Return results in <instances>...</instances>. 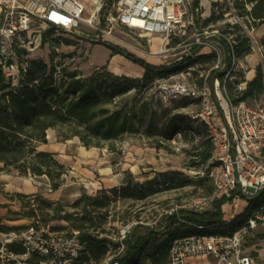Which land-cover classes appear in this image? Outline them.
Returning <instances> with one entry per match:
<instances>
[{
	"label": "trees",
	"instance_id": "1",
	"mask_svg": "<svg viewBox=\"0 0 264 264\" xmlns=\"http://www.w3.org/2000/svg\"><path fill=\"white\" fill-rule=\"evenodd\" d=\"M112 2L113 0H107ZM236 10L246 13L248 22L254 26L264 25V0H233ZM199 0H195L192 13L199 10ZM247 7L250 8L247 11ZM224 19V14L212 13L205 23ZM198 22V21H197ZM230 27V26H229ZM55 31L54 29H48ZM47 33L43 43L47 41ZM220 42L224 60L231 66V53L239 59L251 54L252 47L247 36L234 37L231 45L223 32L213 36ZM55 41V40H54ZM57 44L60 43L56 39ZM67 45L73 42L66 40ZM55 43H53L54 46ZM111 57L121 55L144 69L142 78L118 76L106 67L85 76L79 71L71 72L66 68L59 70L54 61L49 63L41 59L26 61L27 69L21 72L17 81L8 79L0 67V164L2 170L15 171L20 177H38L49 180L51 190H59L66 182L69 169L61 164L56 154L39 151L41 145L48 144V132H57L60 142L77 138L87 149L108 148L113 151V144L126 137L145 135L149 138L162 136L171 139L190 130L197 120L190 116L175 114L167 109L156 95L147 97L153 83L176 72L189 68L202 61H215L217 55H198L203 46L192 44L191 55L183 57L171 66H155L138 58L125 49L104 44ZM198 55V56H197ZM19 59L24 62L22 54ZM61 73V76H59ZM225 71L212 70L207 82L213 86L216 78L229 89L233 103L258 100L264 96V70L258 66L256 76L247 83L244 92L236 94L234 81L225 83ZM204 79L201 80L200 86ZM135 92L133 98L129 97ZM167 119L165 130L160 131L159 111ZM206 129L205 125L201 123ZM207 131V130H206ZM202 152L193 155L200 164H206L212 157L213 145L208 138L202 143ZM213 167V165H211ZM177 175V174H176ZM159 174L145 183L127 182L110 190H100L96 195L83 192L73 204L51 201L41 195H23L5 193L12 201H19L24 216L39 220L51 232L69 229L78 233L83 246L80 257L73 264H168L170 249L174 240L201 234L211 229L220 232L234 231L246 223L250 215L264 208V193L249 201V206L230 223L223 219L222 206L227 200H216L212 209L204 213L179 210L172 215L163 216L157 227H145L140 221L126 238L120 242L113 239L115 224L124 225L132 221L127 211H117L118 204L124 205L146 202L159 192V179L169 183V188H184L193 185V181L182 179L174 184V177ZM208 179H202L199 185H205ZM206 196L214 192V185L204 187ZM71 209H67V208ZM264 216V209L262 212ZM65 222L66 227L54 226L53 223ZM120 225V226H121ZM203 227L205 229H199ZM26 227H4V231L22 230ZM9 251L24 254L21 245H11ZM42 258L34 256L31 264H40ZM0 261H2L0 259ZM5 262V261H2ZM13 264L11 262H6Z\"/></svg>",
	"mask_w": 264,
	"mask_h": 264
},
{
	"label": "built area",
	"instance_id": "2",
	"mask_svg": "<svg viewBox=\"0 0 264 264\" xmlns=\"http://www.w3.org/2000/svg\"><path fill=\"white\" fill-rule=\"evenodd\" d=\"M226 1L231 11H236L234 3ZM192 7L191 0H99L91 15L84 18L82 0H0V67L8 79L17 81L27 69L29 54L39 48L38 30L47 29L63 31L74 39L90 38L91 33L82 30L85 26L99 41L113 37L115 26L121 25L147 37L161 35L160 51H164L174 39L187 36L188 26L192 24L189 19ZM227 39L231 45L235 43ZM194 43L203 46L198 55L212 48L199 40ZM213 52L218 53L216 49ZM19 53L24 62L20 61ZM230 56V67L223 56L209 73L225 71V83L234 81L235 92L241 95L249 80L232 75L240 59L234 52ZM209 73L201 86L157 81L156 96L166 106L179 98L194 101L198 110L192 118L205 125L213 145L209 160L213 170L209 176L214 179V192L195 200L193 207L203 213L212 209L214 201L225 199L235 212H244L251 199L264 193V107L233 103L220 79L216 78L213 86L208 84ZM263 209L254 211L234 231L211 229L174 240L168 264H191V258L205 256L214 257L217 264H258L247 251L246 242L252 231L264 224ZM135 224L121 225L117 240L122 242ZM77 236L76 232L72 236L51 232L39 220L22 230L0 229V259L13 264H31L37 256L44 259L40 264H73L83 249ZM11 245L23 246L25 253L9 251Z\"/></svg>",
	"mask_w": 264,
	"mask_h": 264
},
{
	"label": "rangeland",
	"instance_id": "3",
	"mask_svg": "<svg viewBox=\"0 0 264 264\" xmlns=\"http://www.w3.org/2000/svg\"><path fill=\"white\" fill-rule=\"evenodd\" d=\"M98 1L82 0L84 18H88L91 15ZM191 1L193 6L195 0ZM230 1L233 2V0ZM199 3V10L195 13H192V11L189 13V19L192 24L188 26L187 36L183 39H174L170 47H167L164 51H160L162 36L159 34H152L147 37L139 32L125 29L121 25H116L113 37L97 41L92 37L93 31L83 26L82 30L91 33L90 38L74 39L72 35L63 31L38 30L41 33V36L39 32L36 34V38L40 43L39 48L30 53L29 56L30 59H41L47 63L53 60L55 65L61 64L58 67L59 70L66 68L71 72L79 71L83 75L89 76L96 70L104 69L103 67H106L109 72L114 67L113 62L116 60H113L111 55V59L105 61L106 53L103 49L107 47L104 44L125 49L155 66H171L187 56L192 44L199 40L212 47L204 50L203 55H209L216 49L220 56L217 53L215 61L198 62L189 68L176 71L160 79L168 80L169 82L181 81L199 86L201 80L205 79L209 71L224 56L220 42L215 40L213 36H218L225 32L226 36L231 40L234 37L242 36H247L251 40V54L239 60L232 75L238 79L246 78L249 81L254 79L258 66L262 65L264 70V25L252 26L247 21L249 18L246 13H240L238 10L231 11L226 0H199ZM213 12L217 14L223 13L224 19L205 23L211 18ZM46 33L48 34V42L44 44L43 38ZM56 39L60 41L59 44L55 42ZM66 40L73 42V44L67 45ZM53 43H55L54 46ZM116 64L122 76H125V73H135L143 69L125 57L124 60H117ZM59 76H61V73H59ZM157 81L153 83L147 97L157 94ZM228 92L230 93L229 89ZM134 96L135 92L132 91L129 97L133 98ZM155 97L157 99V96ZM246 104L251 107H264V96L258 100H248ZM163 109L170 111L171 115L182 114L192 118L197 113L198 107L192 100L179 98L170 105H164ZM166 121L167 119H165L162 110H160V131L165 130ZM47 139L48 144L42 145L40 150L57 153L59 161L71 168V172L66 177V185L68 187L62 195V202L65 204H73L78 198L72 194L80 190L87 192L89 195H96L100 190H110L127 182L145 183L160 173L171 175L167 177V182L170 181L169 178L174 177V184L182 179L193 181L191 186L169 188L170 184L164 183V179L160 178L159 192L146 202L118 204L117 211H127L132 219L131 222L136 223L135 226L140 221L145 227L155 228L157 223H162L163 216L172 215L181 209L200 213L193 207V203L199 198L206 197V189L204 187L214 185V179L209 176L213 170L209 161L206 164H200V160H196L198 158L193 156L202 152L204 148L202 143L208 139L207 131L201 122L194 123L190 130L183 131L182 135H174L171 139H165L162 136L149 138L145 135L126 137L122 141L113 144V151L108 148L87 149L77 138L60 142L57 132L54 130L48 132ZM2 168L3 164H0V184H3V186L0 185V190L5 189V191L13 192L19 190L28 193L24 187L32 184L39 187L42 192L52 195V193L47 191V178L29 176L26 181L19 179L17 172L3 171ZM206 178L208 181L205 182V185H199L201 183L199 181ZM9 200L4 193L0 195V204L8 207L2 208L4 207L2 206L0 210H5L4 213L9 211L4 217L12 216L10 220H16V215L11 211H15L17 207L11 205ZM67 209L71 208L68 207ZM52 225L67 226L65 222H56ZM120 225L118 223L115 224L116 229L112 234L115 242H118L117 236ZM262 229L258 226L254 231L259 232ZM55 233L64 236L73 235L69 229ZM252 240L253 238H249L248 242L250 243ZM109 261L110 259L105 264ZM0 264L9 263L0 261Z\"/></svg>",
	"mask_w": 264,
	"mask_h": 264
},
{
	"label": "crops",
	"instance_id": "4",
	"mask_svg": "<svg viewBox=\"0 0 264 264\" xmlns=\"http://www.w3.org/2000/svg\"><path fill=\"white\" fill-rule=\"evenodd\" d=\"M103 50L106 53L105 61H107L108 59H111L110 58L111 51L108 50L107 48H104ZM112 59L113 60H124V57H122L121 55H116V56H113ZM140 70L141 71L134 73V74H137V76L134 77V78H141L143 76L144 70L143 69H140ZM111 72H113L115 75L122 76L121 72L117 73L113 69H112ZM125 76H129L128 73H125ZM45 145H47V144H45ZM41 146H39L38 150L39 151H44V150H40ZM45 152H50V153L56 154V158L59 161L57 153L52 152V151H45ZM60 163L63 164L64 166H66L64 163H62V162H60ZM66 167L70 170L69 171V173H70L71 172V168L68 167V166H66ZM3 171H5V170H3ZM18 177H19V179H24V180L27 181V179L25 177H20V176H18ZM26 181H25V184H26ZM0 185L3 186V184H0ZM122 185H124V184H120V186H122ZM46 186L48 188L47 191L49 193H52V195H49V194H47L45 192H42V190L39 187H36V186H34L32 184L31 185H27V186L24 187L25 190L28 193H24L23 191H19V190L13 192V191H5V189H3V191L5 193H10V194L41 195L45 199H48V200H51V201H55V202H57V201H61L62 202V195H63L65 189L68 187L66 185V182L57 191H52L51 190V186H50L49 180H48ZM113 188H116V187H113ZM82 193H83V190H80L79 192H75L72 195L76 196V198H79ZM9 201H10L11 205H15L17 207V209L15 211H11V212H13L16 215L17 219L16 220H10V218L12 216H9L7 218L4 217L9 211L4 213L5 210H0V225L1 226H4V227H24V226H28V225H31V224L34 223V219L33 218H29V217H26L23 214H21L22 213V206H21L20 202H17V200H15V201L9 200ZM2 206H4V207H2ZM0 207L8 208V207H6V205H1V204H0ZM232 210H233V208L231 207V205L228 202L225 205L222 206V211H223V214H224L223 219L226 222H228V223H230L236 216H238V215L243 213V211H241V210H238L236 212L234 210L232 212ZM233 215H234V218H233ZM7 224H11V225H7ZM23 224H25V225H23ZM263 227H264V224H260L259 225L260 229H262ZM249 238H253V240L250 243L248 242ZM246 245H247V251L254 255V257L256 258V260L258 262V264H264V228L262 229V231H259V232L252 231V233L247 238ZM190 263L191 264H217V260L214 257L205 256V257L191 258L190 259Z\"/></svg>",
	"mask_w": 264,
	"mask_h": 264
},
{
	"label": "bare ground",
	"instance_id": "5",
	"mask_svg": "<svg viewBox=\"0 0 264 264\" xmlns=\"http://www.w3.org/2000/svg\"><path fill=\"white\" fill-rule=\"evenodd\" d=\"M116 61H117V60H116ZM116 61L113 62V66H114V67H113L112 69H113L114 71H116L117 73H120L121 71L117 68ZM115 65H116V66H115ZM128 75H129V77H136V76H137V74H134V73H131V72H129Z\"/></svg>",
	"mask_w": 264,
	"mask_h": 264
},
{
	"label": "water",
	"instance_id": "6",
	"mask_svg": "<svg viewBox=\"0 0 264 264\" xmlns=\"http://www.w3.org/2000/svg\"><path fill=\"white\" fill-rule=\"evenodd\" d=\"M236 83H238V81Z\"/></svg>",
	"mask_w": 264,
	"mask_h": 264
}]
</instances>
